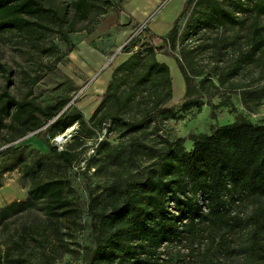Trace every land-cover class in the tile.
Masks as SVG:
<instances>
[{"label": "trees", "instance_id": "1", "mask_svg": "<svg viewBox=\"0 0 264 264\" xmlns=\"http://www.w3.org/2000/svg\"><path fill=\"white\" fill-rule=\"evenodd\" d=\"M96 1L71 0L75 16L86 21L96 9L97 18L113 4ZM49 17L61 24L65 13L43 0H0V34L32 32L38 25L32 19ZM73 32L63 35L66 44ZM165 40L185 81L182 112L201 110L203 96L223 91L227 97L212 105V118L220 108L236 113L231 81L263 64L264 0H186ZM132 47L89 120L76 107L65 109L66 98L42 105L33 90L22 99L9 89L0 94V150L30 134L50 149L39 167L25 159L14 166L31 184L27 199L0 209V264H56L77 252L70 244L85 223L75 167L91 150L84 177L94 169L105 181L99 194L89 190L85 205L91 244L83 264H264V123L237 114L232 124L191 136L186 149V138L161 133L162 123L180 118L169 66L152 45ZM6 74L0 63V77ZM243 100L247 109L264 100V85L245 89ZM76 125L77 135L60 150L47 141ZM94 129L119 142L105 137L90 145ZM247 200L256 202L252 213L233 211Z\"/></svg>", "mask_w": 264, "mask_h": 264}, {"label": "rangeland", "instance_id": "2", "mask_svg": "<svg viewBox=\"0 0 264 264\" xmlns=\"http://www.w3.org/2000/svg\"><path fill=\"white\" fill-rule=\"evenodd\" d=\"M96 1V0H95ZM104 1H96L99 6H106ZM113 4L108 13L95 17L99 10L93 9L88 20L82 21L75 16L71 0H43L45 7L52 8L59 15L65 13L64 22L59 24L53 18L46 20L32 19L38 25L32 32H8L0 34V63L7 69V74L0 77V94L9 91L18 99H22L30 90L42 105L55 103L58 99H67V106L76 107L89 120L96 108L95 90L101 79L120 65L129 54L126 48L132 46L138 49L142 44L152 45L159 55V61L165 60L170 64L174 88V106L179 113L177 120H168L161 125V133L170 136L186 138L185 147L192 148L191 136L210 134L212 125H228L235 121L237 114H242L255 124L264 123V100L251 102L247 109L243 100V91L247 88L256 89L264 85V59L262 67L250 68L241 76L231 81V92L228 94L236 113L231 107L216 110L213 119L212 105H216L227 97L221 93L211 99L202 97L204 105L201 110L193 107L187 113L182 112L181 106L186 91L184 78L179 70L176 58L170 56L169 45L165 38L180 15L186 0H112ZM52 16V13L50 14ZM188 15L179 22L184 29ZM143 27L140 33L139 30ZM69 43L62 37L68 30ZM150 37V38H149ZM58 49V54L52 50ZM179 55V49L175 50ZM7 77L9 82H7ZM262 79V80H258ZM219 85L218 82H214ZM250 86V87H249ZM227 87V86H226ZM197 97V94L194 95ZM100 103V102H99ZM97 107V106H95ZM78 125L54 138L47 137L52 147L60 150L66 143L71 142L77 135ZM93 130L90 145L97 143L104 136ZM112 145L119 142L118 135H106ZM4 137L0 136V142ZM12 144L3 146L0 150V209L15 200L28 198L27 191L30 181H24L18 170L14 169L19 159L34 163L36 167L43 165L50 154V149L37 139L34 134L28 135L16 148ZM92 150L82 157L81 163L75 167L77 180L75 186L77 196L84 211L82 228L77 232L74 244L71 246L77 252L64 255L56 264H83L85 248L91 244L89 215L85 210L89 190L95 194L101 192L105 178L95 175L94 169L85 178V163L93 161ZM38 170L34 171L36 175ZM256 202L247 200L233 205V211L240 215H249L255 208ZM20 220L11 225V230ZM5 230L0 228V239ZM3 239V238H2ZM79 251V252H78Z\"/></svg>", "mask_w": 264, "mask_h": 264}, {"label": "crops", "instance_id": "3", "mask_svg": "<svg viewBox=\"0 0 264 264\" xmlns=\"http://www.w3.org/2000/svg\"><path fill=\"white\" fill-rule=\"evenodd\" d=\"M157 58H158V60H159V55H157ZM124 60H125V59H124ZM160 62L166 63V64L169 66V68H170V64H169L167 61H165V60H161ZM112 72H113V71H110V72L108 73V75H106L105 78L101 79V81H100L99 83H97L98 85H96V86L94 87L96 91H99V93L96 94V96H95V101H94L93 104H92V105L94 106V108H96L95 106H98V104H99V102H100L99 97H101V96L104 94V92H105V90H106L108 84L110 83V81H111V76H112ZM171 76H172V75H171ZM172 81H173V80H172Z\"/></svg>", "mask_w": 264, "mask_h": 264}, {"label": "built area", "instance_id": "4", "mask_svg": "<svg viewBox=\"0 0 264 264\" xmlns=\"http://www.w3.org/2000/svg\"><path fill=\"white\" fill-rule=\"evenodd\" d=\"M147 27H143L142 29H140L139 30V33L144 29H146ZM112 135V134H111ZM106 137V133L104 134V136L101 138V140H99V141H102L104 138ZM93 152V151H92Z\"/></svg>", "mask_w": 264, "mask_h": 264}]
</instances>
